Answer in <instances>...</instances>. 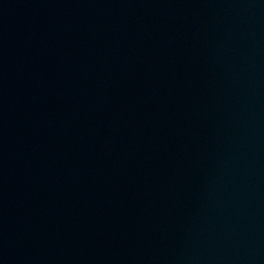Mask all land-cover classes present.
<instances>
[{
  "label": "water",
  "instance_id": "95a60500",
  "mask_svg": "<svg viewBox=\"0 0 264 264\" xmlns=\"http://www.w3.org/2000/svg\"><path fill=\"white\" fill-rule=\"evenodd\" d=\"M0 264H264V22L3 231Z\"/></svg>",
  "mask_w": 264,
  "mask_h": 264
}]
</instances>
